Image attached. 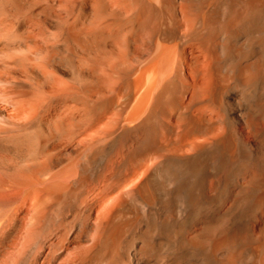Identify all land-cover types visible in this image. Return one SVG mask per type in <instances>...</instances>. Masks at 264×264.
I'll list each match as a JSON object with an SVG mask.
<instances>
[{
    "label": "bare ground",
    "instance_id": "1",
    "mask_svg": "<svg viewBox=\"0 0 264 264\" xmlns=\"http://www.w3.org/2000/svg\"><path fill=\"white\" fill-rule=\"evenodd\" d=\"M0 264H264V0H0Z\"/></svg>",
    "mask_w": 264,
    "mask_h": 264
}]
</instances>
